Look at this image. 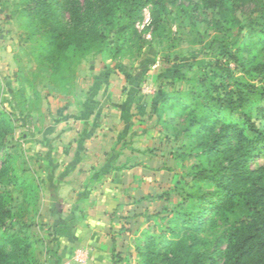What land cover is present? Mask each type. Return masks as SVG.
I'll return each instance as SVG.
<instances>
[{
  "label": "rangeland",
  "instance_id": "374dc122",
  "mask_svg": "<svg viewBox=\"0 0 264 264\" xmlns=\"http://www.w3.org/2000/svg\"><path fill=\"white\" fill-rule=\"evenodd\" d=\"M56 1L63 6L66 3L47 0ZM191 1L167 0L166 12L156 29L151 25V6L144 8L135 25L140 38L125 42L117 54L113 50L89 52L59 62L38 43L36 20L24 9L29 0H0V239L4 240L0 242V264H60L58 223L65 204L61 198L65 189L61 184L65 166L62 149L70 142L67 137L75 136L80 128L70 118L71 113L92 89L99 88L101 81V90L108 89L112 100H119L130 88L140 92L141 100L149 97L152 103L159 99L158 93L186 92L191 87L234 99L235 90L246 92L247 84L264 89V25L257 18V0H231L233 17L221 27L213 24L211 12L201 5L193 12ZM64 20L63 13L57 12L51 22L60 25ZM50 58L57 63L54 69ZM175 70L184 75L183 80L173 81ZM129 76L132 82L127 81ZM245 96L248 102L239 100L237 109L226 118L236 128L235 133L228 137V143H222L220 151L212 153L194 141L204 140L202 135L185 137L178 109H165L160 123L152 104L153 112L137 113L132 129L122 140H117L121 120L113 108L107 112L104 125L108 129L97 131L94 151L99 152L101 145L121 149L122 154L133 156L128 161L134 165L133 171L141 169L147 177L149 171L157 173L151 180L142 175L131 189L168 192L163 201L166 212L143 216L139 227L168 237L170 245L166 240L157 247L163 260L156 264H196V256L182 249V241L194 243L203 264H232L231 254L238 239L234 221L244 210L240 200H228L223 210L208 213L199 229L192 222H171L174 213L168 211L194 184L193 165L203 161L211 170L226 166L236 157L234 143L251 137L241 113L249 111L252 121L264 124L259 109L264 100L258 94ZM73 101L79 103H70ZM122 141L127 143L125 147H119ZM97 162L93 159L92 163L97 166ZM248 165L264 181V150ZM109 182L106 179L100 184L103 187L98 185L96 189H108ZM199 186L206 191L221 189L210 181ZM169 228L174 229L173 235ZM183 229H187L186 237ZM130 244L123 264H138L134 239ZM73 259L85 264L88 250L76 249Z\"/></svg>",
  "mask_w": 264,
  "mask_h": 264
},
{
  "label": "trees",
  "instance_id": "16d2710c",
  "mask_svg": "<svg viewBox=\"0 0 264 264\" xmlns=\"http://www.w3.org/2000/svg\"><path fill=\"white\" fill-rule=\"evenodd\" d=\"M65 1L63 6L58 1L29 0L24 7L28 12L27 16L36 20V34L40 36L38 43L46 48L51 56L58 57L59 62L83 57L89 52L100 54L113 50L114 54L119 53L125 42L131 38H140L135 25L141 20L142 11L147 6H151L152 10L151 25L154 29L160 26V16L166 12L167 0ZM239 1L243 3L245 0ZM255 4L257 18L264 25V0H257ZM200 5L204 10L211 12V20L218 27L233 17L231 0H192V11H197ZM57 12L63 13V25L51 22ZM248 24L251 25V21ZM244 28L246 27H240ZM48 61L53 69L56 68L57 63L53 58ZM173 74V81L184 78L179 70H175ZM245 88L246 92L235 90L236 99L227 95H209L197 91L194 87L186 92L172 90L158 93L159 99L153 103L156 119L161 123L165 109H178L179 115L182 116L181 127L185 137L202 135L204 140L196 138L194 141L199 142L209 153L218 152L222 143H228V137L235 133L236 128L231 127L226 118L237 109V102H248L246 94H258L260 100H264L263 88H255L250 84ZM259 109L264 117V105ZM250 116L249 111L240 115L243 123L247 124L251 137L247 141L241 138L234 143L232 149L235 150L236 157L230 158L226 166L221 165L215 170L204 167L203 161L199 165H193L194 184L189 186L188 193L182 196L175 207L168 211L174 213L169 219L171 222H192L199 229L208 213L223 210L228 200H240L244 210L234 221L238 239L231 254L232 264H264V181L260 176H256L248 165L256 154L264 150V124L252 121ZM251 145L257 149L251 148ZM207 181L213 182L221 189L217 192L201 189L199 183ZM214 200L216 203H213ZM208 203L211 205L207 206ZM163 210L162 213L166 212V208ZM160 213L155 214L159 216ZM186 231L187 229L182 231L184 237ZM168 232L173 235L174 229L169 228ZM132 236L135 242L134 251L140 259L138 264H156L157 260H163L157 247H162L168 239L164 233L155 234L145 229H135ZM3 241L0 239V242ZM182 242V249L196 256V264H203L201 254L196 252L194 243ZM166 243L170 245L169 241Z\"/></svg>",
  "mask_w": 264,
  "mask_h": 264
},
{
  "label": "crops",
  "instance_id": "0c3cea01",
  "mask_svg": "<svg viewBox=\"0 0 264 264\" xmlns=\"http://www.w3.org/2000/svg\"><path fill=\"white\" fill-rule=\"evenodd\" d=\"M131 78L127 77V81ZM102 83L88 93L78 109L74 108L76 111L70 118L77 121L80 128L75 136L70 133L71 138L67 137L70 142L62 149L61 161L65 166L61 184L65 189L61 198L65 204L58 223L60 264H78L73 259L76 249L88 250L85 264H123L133 242L132 231L139 229L141 218L156 217L157 212L162 216L167 206L163 203L168 195V192L163 193L164 189H131L132 185L136 186L133 182L146 174L141 169L133 171L134 165L128 164L132 155L128 157L121 149L102 145L99 152L94 151L93 145L99 138L97 131L108 129L104 119L110 108L122 122L117 135V140H122L132 129L137 113L152 111L153 104L149 97L141 100L140 92L130 88L119 100H112L108 89L101 90ZM126 144L122 141L119 147ZM93 159L99 161L97 166L93 165ZM146 168L144 170L149 171ZM149 172L148 177H143L146 180L157 174ZM106 179L110 180L108 189H96L101 183L105 184Z\"/></svg>",
  "mask_w": 264,
  "mask_h": 264
}]
</instances>
